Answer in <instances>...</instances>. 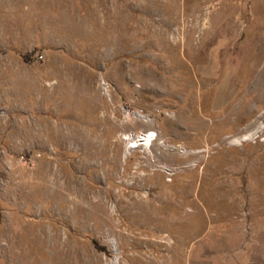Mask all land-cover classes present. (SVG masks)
Segmentation results:
<instances>
[{
	"label": "rangeland",
	"instance_id": "374dc122",
	"mask_svg": "<svg viewBox=\"0 0 264 264\" xmlns=\"http://www.w3.org/2000/svg\"><path fill=\"white\" fill-rule=\"evenodd\" d=\"M0 264H264V0H0Z\"/></svg>",
	"mask_w": 264,
	"mask_h": 264
},
{
	"label": "bare ground",
	"instance_id": "6f19581e",
	"mask_svg": "<svg viewBox=\"0 0 264 264\" xmlns=\"http://www.w3.org/2000/svg\"><path fill=\"white\" fill-rule=\"evenodd\" d=\"M152 136H154V134H144L141 136V140H143L144 142L149 144L152 141V139L154 138V137L152 138Z\"/></svg>",
	"mask_w": 264,
	"mask_h": 264
},
{
	"label": "built area",
	"instance_id": "2783aa9c",
	"mask_svg": "<svg viewBox=\"0 0 264 264\" xmlns=\"http://www.w3.org/2000/svg\"><path fill=\"white\" fill-rule=\"evenodd\" d=\"M40 58L42 59V58H43V56L41 55V56H40Z\"/></svg>",
	"mask_w": 264,
	"mask_h": 264
}]
</instances>
